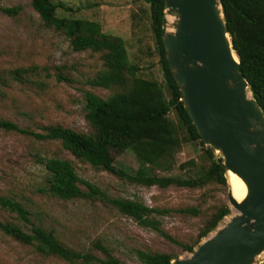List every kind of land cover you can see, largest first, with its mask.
Segmentation results:
<instances>
[{
  "label": "rangeland",
  "instance_id": "obj_1",
  "mask_svg": "<svg viewBox=\"0 0 264 264\" xmlns=\"http://www.w3.org/2000/svg\"><path fill=\"white\" fill-rule=\"evenodd\" d=\"M54 1L74 8V11L59 8V15L96 20L106 33L122 37L130 61L141 68L139 74L163 83L170 95L147 0ZM14 5L22 7L19 15L13 17L2 11L3 7ZM29 65L47 68L51 77L46 78V71L43 72L40 77L46 82L43 88L31 82H13L5 89L6 94L0 96V117L34 131H41L45 125L61 124L89 133L92 127L85 117L84 91L91 90L106 98L118 90L93 87L87 83L89 78L104 69L102 52L74 51L64 33L43 23L31 0H0V70ZM59 73L72 81H58L56 75ZM171 116L176 119L175 113ZM204 150L205 147L197 141H184L176 157V167L162 173L189 175L190 170L179 168L180 164L190 159H195L198 164H207ZM37 154L69 159L82 179L111 196L170 209L165 214L156 215L157 219L166 232L184 243L196 242L206 220L223 205L228 204L231 214L232 210L235 213L228 200L230 187L222 183L209 182L197 188L136 185L81 161L58 141L37 140L33 136L0 128V194L20 200L30 211L33 223L54 229L58 238L71 248L107 258L93 248L95 240H102L112 256L120 261L118 264H144L138 255L140 251L168 252L176 258H185L190 253L159 232L122 214L109 202L86 198L66 200L52 195L47 189L48 172L38 163ZM220 156L216 151L215 158ZM116 161L132 169L138 167L130 151L118 155ZM227 180L230 181V177ZM82 188L86 190L87 187L82 185ZM188 207L197 208L199 213L194 215L182 211ZM228 218L224 217L218 226H223ZM0 219L18 222L30 231L31 224L18 220L14 214L1 208ZM0 264L71 263L39 252L35 245L24 244L0 231Z\"/></svg>",
  "mask_w": 264,
  "mask_h": 264
},
{
  "label": "trees",
  "instance_id": "obj_2",
  "mask_svg": "<svg viewBox=\"0 0 264 264\" xmlns=\"http://www.w3.org/2000/svg\"><path fill=\"white\" fill-rule=\"evenodd\" d=\"M150 4V20L155 34L165 72L166 86L157 80L142 77L140 66L129 58L125 40L106 33L100 22L90 19L61 16L59 8L74 11L72 6L56 3L54 0H31L32 7L40 15L43 23L64 33L74 51L92 50L102 52L104 69L87 83L93 87L118 88L104 98L91 90L84 91L86 101V120L92 131L84 133L63 126L51 124L41 127V131L22 127L13 120L0 117V128L33 136L37 140L58 141L62 146L83 162L109 171L121 179L141 186L171 185L181 187H203L209 182H219L230 187L225 175L223 158H215L213 150L201 139L186 106L182 92L174 79L163 44L166 17L165 0H147ZM224 8L228 32L233 49L238 54L242 72L249 82L250 89L264 111V0H221ZM20 5L3 7L9 16L20 14ZM51 75L47 68L38 65L20 66L0 70V96L13 82L34 83L40 88L46 85L40 79ZM58 81H72L63 74L56 75ZM175 113L176 119L171 116ZM198 142L205 147L207 164H198L195 159L180 164L179 168L190 170L187 176L163 174L177 165V154L184 141ZM125 151L134 154L138 167L117 163V156ZM48 172L47 189L61 199H93L109 202L122 214L132 217L140 225L152 228L179 245L184 251L192 252L202 239L207 237L219 222L231 212L228 204L206 220L194 243H184L166 232L156 215L165 214L170 209L156 208L125 197L107 194L95 184L84 180L73 163L66 158L36 155ZM85 185L86 190L82 188ZM0 208L14 214L18 220L31 224L30 231L18 222L0 219V231L28 245H35L42 253L57 256L71 264H118L102 240H95L93 248L100 250L107 258L93 252H83L63 243L52 228L37 225L30 218V211L13 196L0 194ZM194 215L199 213L195 207L182 209ZM139 258L144 264H170L175 255L161 251H140ZM260 264H264V261Z\"/></svg>",
  "mask_w": 264,
  "mask_h": 264
},
{
  "label": "water",
  "instance_id": "obj_3",
  "mask_svg": "<svg viewBox=\"0 0 264 264\" xmlns=\"http://www.w3.org/2000/svg\"><path fill=\"white\" fill-rule=\"evenodd\" d=\"M164 13L163 44L188 114L206 146L220 152L225 175L232 171L247 186L239 202L228 180V200L239 213L230 212L225 216L228 221L211 231L189 256L174 258L170 264H260L264 261V111L233 49L221 0H165ZM168 14L176 17L172 29Z\"/></svg>",
  "mask_w": 264,
  "mask_h": 264
},
{
  "label": "bare ground",
  "instance_id": "obj_4",
  "mask_svg": "<svg viewBox=\"0 0 264 264\" xmlns=\"http://www.w3.org/2000/svg\"><path fill=\"white\" fill-rule=\"evenodd\" d=\"M167 18H168V20H169V22H170V29H172V24H173V22L175 21V16H173V15H171V14H168V16H167ZM175 23V22H174ZM174 26V25H173ZM174 28V27H173ZM234 55H235V58H237L238 59V57H237V55H236V53H235V51H234ZM247 91H248V96L249 97H251V93H250V90L249 89H247ZM228 177H230V181H229V183H230V185H231V187L233 188V195L235 196V198L239 201V202H241L244 198H245V196H246V194H247V186H246V184H245V182L237 175V174H235L234 172H232V171H229L228 172ZM234 207V206H233ZM234 210H235V213L233 212V210H232V212H233V215L234 214H238L239 213V210L237 209V208H235L234 207Z\"/></svg>",
  "mask_w": 264,
  "mask_h": 264
}]
</instances>
